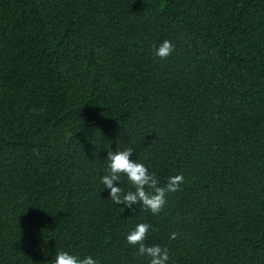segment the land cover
<instances>
[{"label": "trees", "instance_id": "trees-1", "mask_svg": "<svg viewBox=\"0 0 264 264\" xmlns=\"http://www.w3.org/2000/svg\"><path fill=\"white\" fill-rule=\"evenodd\" d=\"M128 147L185 178L159 214L103 190ZM139 223L168 264H264V0H0V264H149Z\"/></svg>", "mask_w": 264, "mask_h": 264}, {"label": "clouds", "instance_id": "clouds-1", "mask_svg": "<svg viewBox=\"0 0 264 264\" xmlns=\"http://www.w3.org/2000/svg\"><path fill=\"white\" fill-rule=\"evenodd\" d=\"M173 50L172 42L165 40L158 48H155V55L160 59H167ZM132 155V147L124 150L118 148L115 152L108 148L107 171L100 181L104 186L103 190H110L109 199L115 205L123 204L135 212L133 205L141 204L142 208L149 210L153 215L159 214L166 203L167 193L178 191L185 183V178L182 174L170 176L167 178L166 185L160 186L155 173L150 172L145 164L131 159ZM122 177H127L131 186L127 192L121 186H117L121 184ZM150 229L151 226L148 223L137 224L135 229L127 234V243L137 248L138 256L149 258V264H168L170 257L166 247L158 244L149 246L145 243ZM175 238L176 233H172L171 239ZM54 264H98V261L91 255L81 258L68 251L60 250L55 255Z\"/></svg>", "mask_w": 264, "mask_h": 264}]
</instances>
